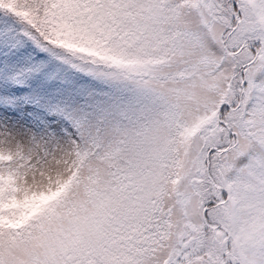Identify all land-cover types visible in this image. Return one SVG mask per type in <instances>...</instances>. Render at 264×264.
I'll return each mask as SVG.
<instances>
[{
  "label": "snow or ice",
  "instance_id": "obj_1",
  "mask_svg": "<svg viewBox=\"0 0 264 264\" xmlns=\"http://www.w3.org/2000/svg\"><path fill=\"white\" fill-rule=\"evenodd\" d=\"M20 72L0 264H264V0H0Z\"/></svg>",
  "mask_w": 264,
  "mask_h": 264
},
{
  "label": "trees",
  "instance_id": "obj_2",
  "mask_svg": "<svg viewBox=\"0 0 264 264\" xmlns=\"http://www.w3.org/2000/svg\"><path fill=\"white\" fill-rule=\"evenodd\" d=\"M19 74L21 79L24 80L22 86L28 89V91L21 93L20 95L12 94L5 96L4 93L8 92L9 90L7 88L0 87V98L4 96V101H0V104L5 106L8 105L13 109H17L20 107L22 108L26 102H34L35 104L31 112L38 116L44 109V99L46 98L44 91H41L43 86L40 83H36L35 87H33L32 84L26 79L25 73L20 72Z\"/></svg>",
  "mask_w": 264,
  "mask_h": 264
},
{
  "label": "rangeland",
  "instance_id": "obj_3",
  "mask_svg": "<svg viewBox=\"0 0 264 264\" xmlns=\"http://www.w3.org/2000/svg\"><path fill=\"white\" fill-rule=\"evenodd\" d=\"M41 91H44V93H45V95L47 96L48 95V93L45 91V89L44 88H42L41 89ZM0 101H4V96L2 97V98H0ZM34 102H26L23 106H22V108L21 109H33V107H34ZM0 108H9L10 110H16V109H13V108H11V107H9L8 105L7 106H5V105H2V104H0ZM19 108V109H20ZM26 113L24 112V111H21V115L23 116V115H25ZM27 115L29 116V117H31V118H33V119H39L40 118V115H35V113H33V112H28L27 113Z\"/></svg>",
  "mask_w": 264,
  "mask_h": 264
}]
</instances>
